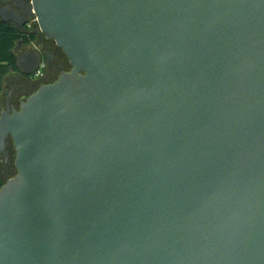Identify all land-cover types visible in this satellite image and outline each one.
<instances>
[{
  "label": "water",
  "instance_id": "95a60500",
  "mask_svg": "<svg viewBox=\"0 0 264 264\" xmlns=\"http://www.w3.org/2000/svg\"><path fill=\"white\" fill-rule=\"evenodd\" d=\"M28 9L71 69L0 109V264H264V0Z\"/></svg>",
  "mask_w": 264,
  "mask_h": 264
},
{
  "label": "flooded vegetation",
  "instance_id": "af4514ba",
  "mask_svg": "<svg viewBox=\"0 0 264 264\" xmlns=\"http://www.w3.org/2000/svg\"><path fill=\"white\" fill-rule=\"evenodd\" d=\"M8 7L12 10L17 11L20 15L27 20H30V13H29V0H12V2H6L4 0H0V9ZM26 31L37 30V24H34L32 29H28V24L25 27ZM38 35V39L35 43L28 45L30 50L23 53L20 52L21 48L25 45L17 46L16 51L19 52V56H23L27 53H40L43 57V61L46 64V70L44 72V76L40 79L34 77V75L30 77H25L21 75L20 77H10L7 83V87L5 92L6 101L10 102L11 107L17 108L19 107L20 103L26 100V97L29 96L31 93L33 94L34 90L33 87L36 88L41 87L43 84V80L46 81V84H51L55 82L62 72L69 71V69H65L64 64L65 61L56 49L57 46L52 47L50 43L53 41L47 40L46 42L41 43L40 38ZM64 67V68H63ZM71 67V66H70ZM27 82L31 83V87L29 89ZM32 89V90H31ZM5 101V103H6ZM11 148L13 146H9L7 149L6 154H0V179L2 177H6L7 174L13 170L14 166L11 161ZM16 168V167H15Z\"/></svg>",
  "mask_w": 264,
  "mask_h": 264
},
{
  "label": "trees",
  "instance_id": "16d2710c",
  "mask_svg": "<svg viewBox=\"0 0 264 264\" xmlns=\"http://www.w3.org/2000/svg\"><path fill=\"white\" fill-rule=\"evenodd\" d=\"M38 35L34 30L24 32L18 29L13 23H6L0 19V97L5 91V83L12 74H21L18 67V56L16 48L22 41L28 46L35 43Z\"/></svg>",
  "mask_w": 264,
  "mask_h": 264
},
{
  "label": "rangeland",
  "instance_id": "374dc122",
  "mask_svg": "<svg viewBox=\"0 0 264 264\" xmlns=\"http://www.w3.org/2000/svg\"><path fill=\"white\" fill-rule=\"evenodd\" d=\"M39 40H40V42L41 43H43V42H46L47 43V39H46V37H45V35H43V34H40L39 35ZM51 44V46L52 47H54V46H56L55 45V43L54 42H52V43H50ZM56 49H57V51L59 52V53H61V55H62V57H63V59H64V61H65V64H64V67H65V69H69V68H71L70 67V64H69V61L67 60V58L65 57V55L63 54V52L58 48V47H56ZM63 67V68H64ZM43 82V84H46L45 82L46 81H42ZM27 84H28V87H29V89H30V87H31V83H29V82H27ZM36 87V86H35ZM39 89V87L38 88H35V90H34V92L33 93H35L37 90ZM32 90V89H31ZM32 94V93H31ZM30 94V95H31ZM6 95H7V92H5L4 91V93H3V95L0 97V109H4V107H5V101H6ZM29 95V96H30ZM28 97V96H27ZM27 97H26V99H27ZM11 161H12V164H13V166H14V168H13V170L12 171H10L8 174H7V176L6 177H2L1 179H0V188L9 180V179H11V178H13L16 174H17V170H16V168H15V158H16V154H15V151H14V148H11Z\"/></svg>",
  "mask_w": 264,
  "mask_h": 264
},
{
  "label": "built area",
  "instance_id": "2783aa9c",
  "mask_svg": "<svg viewBox=\"0 0 264 264\" xmlns=\"http://www.w3.org/2000/svg\"><path fill=\"white\" fill-rule=\"evenodd\" d=\"M36 23V20H31L28 24V29H32L33 25ZM46 70V64L45 62H42L37 69V71L34 73V77L37 79H40L44 76V72Z\"/></svg>",
  "mask_w": 264,
  "mask_h": 264
},
{
  "label": "crops",
  "instance_id": "0c3cea01",
  "mask_svg": "<svg viewBox=\"0 0 264 264\" xmlns=\"http://www.w3.org/2000/svg\"><path fill=\"white\" fill-rule=\"evenodd\" d=\"M30 48H31V47H29V46H24V47L21 48L20 52L25 53V52H27L28 50H30ZM16 53H17V56L19 57V55H20L19 52L16 51ZM14 76H15V77H20L21 75H20V74H12L11 76H9V77L7 78V80H6V83H5V89H6V87H7V83H8L9 78H10V77H14ZM35 88H36V87H33V90H34Z\"/></svg>",
  "mask_w": 264,
  "mask_h": 264
}]
</instances>
